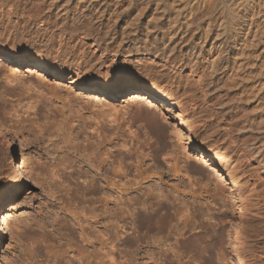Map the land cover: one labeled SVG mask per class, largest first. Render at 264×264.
I'll list each match as a JSON object with an SVG mask.
<instances>
[{"label":"rangeland","instance_id":"374dc122","mask_svg":"<svg viewBox=\"0 0 264 264\" xmlns=\"http://www.w3.org/2000/svg\"><path fill=\"white\" fill-rule=\"evenodd\" d=\"M1 1L0 48L63 78L0 65V264H264V0Z\"/></svg>","mask_w":264,"mask_h":264},{"label":"bare ground","instance_id":"6f19581e","mask_svg":"<svg viewBox=\"0 0 264 264\" xmlns=\"http://www.w3.org/2000/svg\"><path fill=\"white\" fill-rule=\"evenodd\" d=\"M86 1L88 2V0H86ZM1 2L3 4V2L4 3L6 2V0H2ZM80 14H82V13H80ZM79 18H78V20H80ZM241 22H242V20H241ZM241 22H239L240 23L239 27L243 28V30H245L244 23H241ZM249 26H250V24H249ZM242 34H243V31H241V33L239 34V37H241L240 35H242ZM244 35H247V32L246 33L244 32ZM237 38H238V36H237ZM247 40L248 39L245 38V37L242 38L243 45L246 44ZM0 52H1V54H0V65L11 66V69L13 70V72L18 70L19 67L24 66L26 75L33 76L39 81H42V80H44V79H46L48 77H50L52 79H55V80L63 78L62 72L57 67L52 66V65H50V64H48L46 62H43L40 59L32 58L30 60H27V61L23 62L22 59L17 58L15 56L9 54L8 52L2 50L1 48H0ZM206 54H207V52H206ZM13 74H11L12 76L9 77L10 80H13V79L17 78L16 77L17 75L15 76ZM66 82L72 83L75 86L80 87L83 92L89 90L90 92H96V94L100 95V96H105V95H107V96L126 95L128 97V101L132 105L133 104H137V105H144L146 107H155V106H158V105H161V104H169V103L172 104V102H173L172 100H170V98H169L170 96L166 94L167 92L160 91L158 89H154V88H151V87L146 88V89L145 88L144 89H139L137 87L129 88L128 86H121L120 84L115 83V82H111V81H102V80H97V79L90 78V77L79 78V77L74 76V75L67 76ZM186 154H188V157H190V158H196L197 161L201 162L204 165H209V159L206 157V154H209L211 159L215 158V157H217L219 155V153H217L216 150H211L210 151V150H207V149H203V152H200V153H196L195 151L188 150V151H186ZM35 160L39 161V158H35ZM35 160H34V162H35ZM104 163H105L104 161H99V162H97L96 165H97L98 168H100V166L102 164H104ZM55 166H56V164L55 165L52 164V166L50 168L46 167L47 171L49 172V175H50V173H51V175H55L54 172H53L54 168H56ZM9 167H10V170L12 172L11 175H13L12 176V180H15L17 177L18 178L21 177L20 176L21 175L20 172L15 168L14 165H12V162L9 163ZM56 171H57V169H56ZM227 175H228V178L230 179V182L233 184V186L235 187V190L237 191V187L235 186V183H234L232 175H230V174H227ZM114 177H115V179H112L114 181L113 184L117 186L118 170L114 171ZM13 189H14V186L12 184L5 185L3 188L0 189V197H8L12 193ZM237 240H238L239 245L240 244L242 245L240 240L239 239H237ZM87 242L90 243V240L87 241ZM107 242H109V240ZM113 242L116 243L117 239L116 238L113 239ZM90 244H92V241H91ZM241 245L239 247H241ZM113 246H114V244H113ZM236 254L239 255V257H237L238 258L237 259L238 262L240 264H245V262L242 261L243 259L240 257L241 253L239 254L238 251H236ZM111 260H113V259H111Z\"/></svg>","mask_w":264,"mask_h":264}]
</instances>
